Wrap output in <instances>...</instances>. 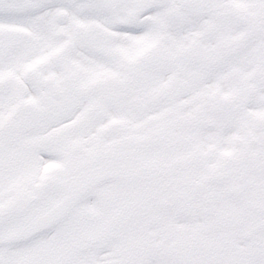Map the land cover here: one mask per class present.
<instances>
[{
  "label": "snow or ice",
  "instance_id": "1",
  "mask_svg": "<svg viewBox=\"0 0 264 264\" xmlns=\"http://www.w3.org/2000/svg\"><path fill=\"white\" fill-rule=\"evenodd\" d=\"M0 264H264V0H0Z\"/></svg>",
  "mask_w": 264,
  "mask_h": 264
}]
</instances>
